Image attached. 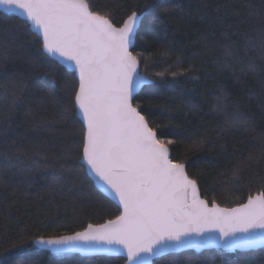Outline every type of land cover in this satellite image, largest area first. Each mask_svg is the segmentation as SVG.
I'll return each mask as SVG.
<instances>
[{
    "label": "trees",
    "instance_id": "trees-1",
    "mask_svg": "<svg viewBox=\"0 0 264 264\" xmlns=\"http://www.w3.org/2000/svg\"><path fill=\"white\" fill-rule=\"evenodd\" d=\"M89 3L116 27L142 14L132 53L150 83L133 103L201 197L233 208L264 193V0ZM77 89L28 23L0 11V264L125 263L35 246L121 214L81 164ZM153 264H264V249L188 250Z\"/></svg>",
    "mask_w": 264,
    "mask_h": 264
},
{
    "label": "snow or ice",
    "instance_id": "snow-or-ice-1",
    "mask_svg": "<svg viewBox=\"0 0 264 264\" xmlns=\"http://www.w3.org/2000/svg\"><path fill=\"white\" fill-rule=\"evenodd\" d=\"M0 7L20 10L42 35L43 51L78 72L74 99L86 128L82 160L123 208L114 220L37 243L119 246L130 264H147L146 257L163 254L168 242L184 244L206 229L223 237L264 231V193L240 208H209L185 165L170 159L165 141L133 107L138 62L129 47L142 14L132 11L116 27L91 11L89 0H0Z\"/></svg>",
    "mask_w": 264,
    "mask_h": 264
},
{
    "label": "water",
    "instance_id": "water-1",
    "mask_svg": "<svg viewBox=\"0 0 264 264\" xmlns=\"http://www.w3.org/2000/svg\"><path fill=\"white\" fill-rule=\"evenodd\" d=\"M0 11L5 13V14H8V15L17 16L20 19L26 21L28 23V25L30 26L31 30L35 34H37L41 38V40H43L42 35L40 34L39 30L31 26V22L27 21L26 16L20 10H15L14 12H5L3 7H0ZM139 26H140V24H139ZM139 26H138V28H139ZM137 32H138V29H137ZM137 32H136V35H137ZM136 35H135V38H134L132 44L129 47V51L131 53H132V49L135 45ZM132 55H133V53H132ZM51 58H53V57H51ZM53 59H55L56 61L61 63L67 69L74 71L76 73V77L78 80V88H79V76H78V72L75 70L73 64L71 62H64L59 57H56ZM137 62L138 63H137V67H136V74L134 77L135 84H134V88H133V97H132L133 107H136L133 103L135 97L140 93V91L145 86H147L150 83V80L146 77V75L141 72V66H140V62L138 61V59H137ZM77 91H78V89H77ZM74 102H75V100H74ZM76 110H77L78 117L81 120V122L84 126V129L86 130L82 116L79 114L77 107H76ZM137 110L140 112V110L138 108H137ZM169 150H170V148H169ZM82 156H83V153H82ZM170 159H171V150H170ZM81 164L86 168L87 173H88L89 177L91 178V180L93 181V183L95 184L96 188L102 194H104L106 197H108L111 201H113L120 208V211L122 214L123 208L119 204V200L115 196V194L112 192V190L104 183V181H102L88 167V165L82 160V158H81ZM185 171H186V167H185ZM186 173H187V171H186ZM187 175H188V173H187ZM189 179H191V178L189 177ZM196 187H197V192H198L199 198L204 200L207 203V206L209 208H212L213 206L217 207L218 209L240 208L242 205H244L248 202V200H247L244 204H242L240 206L233 207V208L221 207L216 203L209 204L205 199H203L201 197L200 190H199L197 183H196ZM257 196H259V195H256L252 198H255ZM84 230H82V231H84ZM79 232H81V231H79ZM74 234H71V235H74ZM66 236H69V235H66ZM61 237H63V236H61ZM61 237L45 238L44 240H49V239L55 240V239H60ZM39 240H41V239H39ZM39 240H37L35 242V246L41 250L49 251L50 253H52L54 255H56V254H78V255H81L84 257L106 255V256H112V257H122L125 259L124 264H130V262L127 258L126 250L123 249L122 247H119V246H113V247H109L107 245H100V246L91 245V246H89V245H85L83 243H77V244L68 245V246H55V245L49 246V245H41V244L37 243ZM213 249H220L222 251H227V252H235V251L251 252V251H258V250L264 249V231L255 230L251 233L237 232L234 234V236L223 237L221 235V233L216 229H206L203 231L202 234L192 233L191 236L189 237L188 241L184 244L178 245L175 242H168L167 250L163 254L147 256L146 260H147V264H153V262L156 259L163 257L165 255H168V254H176V253H180V252L188 251V250H192V251H196V252H203V251L213 250Z\"/></svg>",
    "mask_w": 264,
    "mask_h": 264
}]
</instances>
